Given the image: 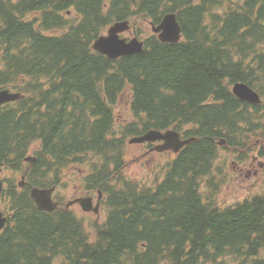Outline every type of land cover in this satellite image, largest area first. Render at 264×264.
Wrapping results in <instances>:
<instances>
[{"label": "trees", "instance_id": "trees-1", "mask_svg": "<svg viewBox=\"0 0 264 264\" xmlns=\"http://www.w3.org/2000/svg\"><path fill=\"white\" fill-rule=\"evenodd\" d=\"M71 9L79 19L63 15ZM169 13L178 43L140 31L141 54L111 61L92 50L117 21L159 25ZM237 83L264 98V0H0V90L24 96L0 108V165L36 144L38 156L72 152L87 168L84 185L104 195L97 223L40 212L12 187L0 264H264V172L257 187L241 185L239 200L221 206L215 197L216 173L247 165L258 140L264 159V101L239 100ZM125 92L135 120L117 130L113 106ZM168 129L197 141L166 165L163 153L156 166L129 171L128 139ZM48 175L36 178L56 185Z\"/></svg>", "mask_w": 264, "mask_h": 264}, {"label": "water", "instance_id": "water-1", "mask_svg": "<svg viewBox=\"0 0 264 264\" xmlns=\"http://www.w3.org/2000/svg\"><path fill=\"white\" fill-rule=\"evenodd\" d=\"M130 30L129 24L117 23L111 27L108 37H101L94 44V49L104 55H107L111 59H116L126 55H132L136 53H141L144 49V43L140 42L137 38L133 39L131 42H127L125 39L120 38V34ZM156 33L160 34V40L163 42H178L181 38V27L177 21L175 14L168 15L163 23L154 29ZM234 93H236L243 100H247L251 103L259 104L261 102L260 96L245 85H236L234 87ZM18 99V96L12 94L9 90L0 92V107L3 104L9 103L13 100ZM162 141L163 144L155 147V151L165 152L173 150L174 152H179L185 145L189 144L191 141H182L180 135L175 131H169L166 134L161 132H150L144 137L134 139L131 143H144V142H157ZM225 144V142H221ZM2 190V184L0 182V193ZM54 190H40L35 189L32 192V197L35 199L38 208L42 211L52 212L57 208L52 200V193ZM102 198V195L99 198ZM83 200H78L82 203ZM92 200L90 199V204ZM88 207L87 204L82 205ZM100 203L94 211L98 212ZM92 208V207H88ZM7 219L3 216L0 210V231L6 226Z\"/></svg>", "mask_w": 264, "mask_h": 264}, {"label": "rangeland", "instance_id": "rangeland-1", "mask_svg": "<svg viewBox=\"0 0 264 264\" xmlns=\"http://www.w3.org/2000/svg\"><path fill=\"white\" fill-rule=\"evenodd\" d=\"M145 33L150 34V29H147ZM126 37H128V35H126ZM125 121L126 118L121 117L120 122L123 123ZM136 150L137 155L131 157L132 162L130 163L129 171L132 173H137L138 171L142 170V166L136 163V160L141 155L142 148L138 147ZM228 158L229 154L224 152L220 157V161H224ZM160 161L164 162L165 159L161 158ZM260 168L261 166L259 165L257 167V173L253 176V174L249 173L250 168L247 165L239 166L231 162L229 166L223 167L221 172L218 171L216 173V181L220 183L219 199L221 200L228 196V201H237L242 198L247 193V190H239L241 185H249L252 180L257 179L261 171ZM83 170V167H78L76 170L63 173L62 181L64 186H62V191L60 193L61 195L72 199L81 193L80 190H77V187L80 184L81 177L83 176ZM141 172L142 171L139 173ZM216 200L218 199L216 198Z\"/></svg>", "mask_w": 264, "mask_h": 264}, {"label": "flooded vegetation", "instance_id": "flooded-vegetation-1", "mask_svg": "<svg viewBox=\"0 0 264 264\" xmlns=\"http://www.w3.org/2000/svg\"><path fill=\"white\" fill-rule=\"evenodd\" d=\"M259 165V164H258ZM57 191H58V189H57Z\"/></svg>", "mask_w": 264, "mask_h": 264}, {"label": "bare ground", "instance_id": "bare-ground-1", "mask_svg": "<svg viewBox=\"0 0 264 264\" xmlns=\"http://www.w3.org/2000/svg\"><path fill=\"white\" fill-rule=\"evenodd\" d=\"M131 95V94H130Z\"/></svg>", "mask_w": 264, "mask_h": 264}]
</instances>
